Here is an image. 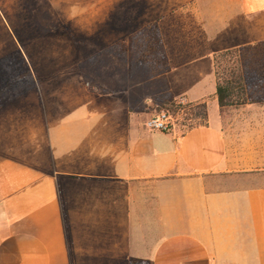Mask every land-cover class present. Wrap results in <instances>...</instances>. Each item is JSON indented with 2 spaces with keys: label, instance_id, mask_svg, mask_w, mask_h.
Listing matches in <instances>:
<instances>
[{
  "label": "crops",
  "instance_id": "1",
  "mask_svg": "<svg viewBox=\"0 0 264 264\" xmlns=\"http://www.w3.org/2000/svg\"><path fill=\"white\" fill-rule=\"evenodd\" d=\"M51 4L101 48L154 23L167 48L178 17L187 56L166 82L175 101L206 103L207 121L148 131L129 92L94 94L81 61L43 50L32 99L0 107V264H264V105L221 111L213 67L264 42V0Z\"/></svg>",
  "mask_w": 264,
  "mask_h": 264
},
{
  "label": "rangeland",
  "instance_id": "2",
  "mask_svg": "<svg viewBox=\"0 0 264 264\" xmlns=\"http://www.w3.org/2000/svg\"><path fill=\"white\" fill-rule=\"evenodd\" d=\"M51 1L0 0V18L7 29L5 36L0 34V107L26 95H30V99H32L36 93L38 82L35 79L33 72L35 68L33 67L40 60L39 58L44 55L42 54L43 50L53 49L54 54L57 55L56 59L62 60L63 58L76 64L80 61L83 63L88 58L99 55L97 74L90 75L91 81L88 88L90 90L93 87H99L109 92H115L119 91V85L124 83V72L130 73L128 64L132 58V49L136 48L139 51L140 48L144 47L155 48L153 33L143 32V30L155 27L159 32L163 46L162 27H158L154 23L124 36L117 43L114 42L112 48H101L103 40L99 37L98 31L92 36H72L71 32L73 33V31L69 30L55 15ZM10 24H15V26L11 28ZM168 24V29L170 28L167 32L169 47L165 48L163 46L164 55L160 54V57H156V60L153 58V61H155L151 62L170 71L184 62L187 55L182 52L185 48H179L178 46V36L183 32L179 18L169 19ZM26 25L27 31L21 29V26L25 27ZM140 33L144 34L143 37L137 36ZM172 33L175 35H172ZM34 34H37V36ZM106 49L111 52L105 53ZM102 50L103 52H100ZM116 56H124L126 61L123 63L120 60V63L119 58L117 59ZM158 71L157 69L155 73ZM161 80L160 78L149 85H140L132 89L128 87V92L141 100L139 107L143 108L142 115L146 118L145 122L163 112L158 111L154 105V100L159 97L158 94H155L158 90L157 84ZM169 116L172 117L174 126L181 132H186L190 125L195 124L188 121L189 117L184 109L176 114H169Z\"/></svg>",
  "mask_w": 264,
  "mask_h": 264
},
{
  "label": "trees",
  "instance_id": "3",
  "mask_svg": "<svg viewBox=\"0 0 264 264\" xmlns=\"http://www.w3.org/2000/svg\"><path fill=\"white\" fill-rule=\"evenodd\" d=\"M143 32L153 33L155 48L144 47L140 48L139 51L136 48L132 49V58L128 64L130 73L124 72V83L119 85V91L109 92L99 87H93L90 89V92L100 96L126 93L128 92V87L132 89L140 85L146 86L161 78L162 80L158 81L157 84L158 90L155 92V94L159 95L154 100L156 109L168 115L176 114L178 111L184 109L189 117L188 121L195 123L194 125H190L187 131L206 126V103L182 106L180 101H175L169 92L165 78L169 69H163L158 64L154 65L151 62L153 58L160 57V54L164 55L161 38L157 29L152 27L143 30ZM143 35V33L137 34L138 37H143ZM110 52L108 50L105 53ZM98 58L99 55L88 58L79 66L83 81L88 86L91 81L90 75L97 74ZM122 58L125 62L126 58L124 56ZM213 67L216 81V101L221 111L250 105H264V43L235 48L216 54L213 56ZM157 69L159 71L155 73ZM140 104L141 100L138 97L136 98L132 93L129 94L130 113H143V108L139 107ZM129 264L147 263L131 262Z\"/></svg>",
  "mask_w": 264,
  "mask_h": 264
},
{
  "label": "built area",
  "instance_id": "4",
  "mask_svg": "<svg viewBox=\"0 0 264 264\" xmlns=\"http://www.w3.org/2000/svg\"><path fill=\"white\" fill-rule=\"evenodd\" d=\"M182 106H185L187 103L185 101H180ZM174 121L166 113H160L157 116L150 118L145 123V128L151 132H160L164 134L171 133L174 130Z\"/></svg>",
  "mask_w": 264,
  "mask_h": 264
}]
</instances>
